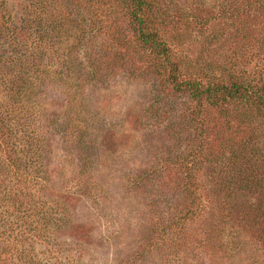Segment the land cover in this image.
I'll list each match as a JSON object with an SVG mask.
<instances>
[{
  "label": "rangeland",
  "instance_id": "obj_1",
  "mask_svg": "<svg viewBox=\"0 0 264 264\" xmlns=\"http://www.w3.org/2000/svg\"><path fill=\"white\" fill-rule=\"evenodd\" d=\"M0 1L14 25L26 29L24 39L28 41L25 46L23 38L21 41L18 37L14 45L7 36L0 35L3 72L10 76L14 71L22 72L21 67L12 65L14 57L28 53L47 69L42 74L47 78L43 81L44 105L36 119L29 112L24 113L29 122L33 121L31 127L42 141L44 156L51 159L37 181L43 185L45 195L36 187L35 199L49 200L54 208L46 213L49 219L60 216L63 221L46 228L43 239L40 230L44 217L40 216L44 209H37L35 218L19 219L16 229L17 219L12 218L13 234L18 243L27 246L28 257L38 264H264V243L255 223L234 216L225 186L231 176L227 154L219 163L214 162L212 153L209 155L196 174V200L186 201L183 181L170 161L177 153L186 152L190 144L198 146L192 140L196 128L189 118L195 103L187 92L174 94L172 86L164 89L162 77H149L147 64L139 61L141 52L135 45L125 52V58L97 60V64L109 62L113 67L103 72L101 66V75L93 80L98 73L89 69V53L98 54L104 39L109 41L108 36L118 26L129 31L126 23L119 24L123 11L116 1ZM159 1L168 20L175 22L161 28L160 37L170 47L172 59L180 63L181 81L195 79L206 85L209 78L229 83L234 76H243L264 82V0ZM82 8L87 15L99 18L104 38H92L89 31L85 34L83 27L74 23L70 38L84 34V42L75 44L77 48L65 42L64 50L59 40L62 42L61 36L68 35L55 31V27L54 31H44L45 24L53 22L56 14V26L68 21L71 25V20L79 22L72 15L77 16L79 12L75 10ZM3 21L0 14V27ZM128 34L132 42L134 39ZM62 61L70 64V69L62 73L70 75L76 88L84 86L82 97L90 100L91 114L104 125V131L99 133L104 140L103 154L98 159L99 174L94 181L97 192L93 190L92 195L84 197L78 195L80 187L76 186L82 163L80 148L65 133L70 117L64 87L55 80L60 78V68L57 71L56 67ZM47 73L52 77H47ZM230 74L234 75L231 79L227 77ZM52 79L56 83L49 81ZM4 98L0 89L2 106ZM242 108L235 103L209 111L205 117L206 140L214 143L213 149L235 143L225 116L236 120ZM258 124L259 143L263 144L264 122L257 121ZM157 166L160 170L154 174ZM165 189L177 211L174 226L168 209L159 207L165 199ZM250 200L255 201L254 196ZM62 208L72 214L64 215ZM51 233L58 240L51 238ZM62 243L70 248L67 253H57ZM10 258L7 253L0 254V264H23L21 259Z\"/></svg>",
  "mask_w": 264,
  "mask_h": 264
},
{
  "label": "trees",
  "instance_id": "obj_2",
  "mask_svg": "<svg viewBox=\"0 0 264 264\" xmlns=\"http://www.w3.org/2000/svg\"><path fill=\"white\" fill-rule=\"evenodd\" d=\"M93 1L100 4L111 0ZM114 1L118 3L123 11L119 24L126 23L129 31L124 32L123 28L118 26L116 32L108 36L109 41L104 39L105 43L102 47L104 50L100 48L101 51L96 52L98 54H95L94 51L89 53L88 60L92 67H89V69L91 72L94 71L99 74H95L93 80L96 81L101 75V71H99L101 66L103 72H105V69L110 70L113 67V63L103 62L104 64H97V60L110 61L115 57L125 58V52H129L131 45H135L138 47L139 53L141 52L139 61H145L147 64L145 68L149 77H162L164 89L170 90L169 86H172L174 94L186 91L191 98V102L195 103L194 112L189 118L194 130L196 128L192 140L198 146L194 147L190 144L189 149H185L186 152L177 153L172 156L170 161V164H173L177 169V176L183 181V189L187 192L186 201L194 202L196 200L197 196L194 190L197 182L196 174L205 163V160L210 159L209 155L212 153L214 162L219 163L227 154L230 161L228 169L231 176H228L229 180L226 181L225 186L230 196L232 208L235 210L234 216L238 219L253 221L255 229L259 233L258 236L264 243V140L263 144L259 143L261 126L257 125V121L264 122V82H256L233 74L227 76L230 79L233 76L235 77L229 83L225 81L216 82V78H209V83L206 85L195 79L181 81L180 63L172 59L170 47L160 37V29L172 26L175 22L168 20L162 10L160 1ZM75 11L79 14L76 16L75 13V16L72 15V17L78 19L79 22L71 20L73 21L71 25L68 21L67 23L63 22L61 26H56L58 17V14H56L52 17L53 22L49 25L45 24L44 27V31L49 30V28V31H54L55 27V31H61L65 36L68 35V38L61 36L62 42L59 40V43L62 46L64 45L62 48L64 50L70 44L73 45L71 47L77 48L78 45L75 44L80 45L84 42V34L75 35L74 39L70 38L72 36L70 31L74 29V23L83 27L82 32H85V34L86 31H89L92 38L103 37V27L101 22L98 21L99 18L92 17L91 13L88 16L84 13L83 8ZM0 14L5 19L2 27H0V35L7 36L10 42L13 41L14 45L19 41L17 38L20 37L21 41L24 40L23 44L28 46V41L24 39L26 29L14 25L3 1H0ZM128 33L134 39L132 42L128 38ZM65 42L69 44L66 46ZM29 54H23L24 56L20 54L14 57L15 63L12 65L18 69L21 67L22 72L14 71L12 76L3 72L0 64V72H2L0 73V89L5 96L4 105H0V254L7 253L11 260L14 258L21 259L23 264H38L28 257L27 252L29 250L27 246L17 242L13 234L15 230H12L14 224L12 218L17 219L14 224L16 229L19 219L35 218V211L44 209L40 216V219L44 217V224L40 230L43 239L46 228L48 230L53 224L62 223L63 218L57 216L49 219L46 213L54 208L50 205L49 200L35 199L34 195V191L39 187L42 195H45L43 185L41 186L37 181H39V175L44 173L45 169L50 166L47 163L51 159L48 155L44 156L46 151L41 146L42 141L31 127L33 121L29 122V119L25 118L24 112L27 111L33 116V119H36L35 115L44 105L42 103L45 86L43 81L45 82L44 79H47L43 78L42 75L47 72V69L43 66L41 60H35V57H31ZM129 57L131 58L130 55ZM68 66L70 64L67 61H62L61 65L56 67L57 71L60 68V78L55 80L64 87L63 96H65L67 112L70 117L65 133L73 138L80 148L82 163L76 174V186H79L80 190L79 192L76 190V192L79 196L84 197L92 195L93 190H95L94 193L97 192L98 184L95 185L94 181L97 174H99L98 159L103 154L102 144L104 140L102 136H99V133L104 131L102 128L104 125L91 114L88 108L90 100L82 97L84 94H81V91L84 86H80L81 88L78 89L72 83L69 74L64 76V71L70 69ZM47 77L52 76L47 73ZM55 80L49 81L56 83ZM235 103L243 107L236 120L225 116L229 132L235 137V143L213 149L214 143L206 140L208 125L205 117L211 109H224V105L228 107ZM34 134L36 137H34ZM158 169L157 166L154 174L159 172ZM180 170H182L181 173ZM166 190L162 192L165 199H162L159 207L164 206L168 209L169 216H171L169 221L171 220L173 225V220L177 221L174 217L177 211L173 206V202L169 199L170 192L165 195L164 191ZM239 192L245 195L239 197ZM253 196L255 201L250 200ZM233 202L235 205H233ZM61 210L64 215H67V213L68 215L72 214L68 208H62ZM36 222H38L37 219ZM173 226L169 227L173 228ZM51 238L58 240L52 233ZM40 239L42 238L40 237ZM46 243L52 245L51 242ZM59 247L61 250L57 253H67L70 249L66 244ZM121 264H124V262L121 261ZM132 264H137V262L135 261Z\"/></svg>",
  "mask_w": 264,
  "mask_h": 264
}]
</instances>
